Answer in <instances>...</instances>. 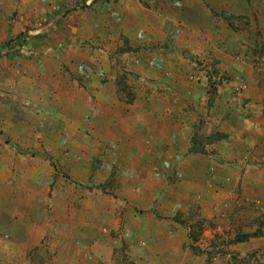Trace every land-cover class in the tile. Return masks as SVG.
<instances>
[{
	"label": "rangeland",
	"instance_id": "374dc122",
	"mask_svg": "<svg viewBox=\"0 0 264 264\" xmlns=\"http://www.w3.org/2000/svg\"><path fill=\"white\" fill-rule=\"evenodd\" d=\"M8 36L0 264H264V0H0Z\"/></svg>",
	"mask_w": 264,
	"mask_h": 264
},
{
	"label": "crops",
	"instance_id": "0c3cea01",
	"mask_svg": "<svg viewBox=\"0 0 264 264\" xmlns=\"http://www.w3.org/2000/svg\"><path fill=\"white\" fill-rule=\"evenodd\" d=\"M60 3H59V1L56 3V12H58L59 11V9H57V6L59 5ZM59 13H60V11H59ZM248 108H249V111H250V113H252V115L253 116H255L258 112H261V113H263L264 114V92L263 93H260V96H255L254 98H252V101H251V104L248 106ZM144 113V114H143ZM151 113V112H150ZM149 113V114H150ZM142 115H147V111H143L142 112ZM200 161V160H199ZM190 173H193V170H191V171H189ZM212 199H214L215 198V196H214V194L213 195H211L210 196ZM210 197H208L207 199H205V198H202V197H194V198H192V200H195V201H198V202H200L201 201V203L202 204H204L205 203V205L206 204H208V203H206L207 201H210ZM159 203V202H158ZM209 205V204H208ZM208 205H206V207L208 206ZM209 208V207H208ZM211 212H215V207H210V209H209ZM213 210V211H212ZM27 243H30L29 241L27 242ZM31 244V243H30ZM186 257H190L189 255L188 256H186ZM192 257V256H191ZM23 258H25V255L23 254ZM179 258V256L177 255H174L173 253H170V254H166V259H170V260H176V259H178ZM85 259V258H84ZM87 261V258L85 259V262ZM87 264V263H86Z\"/></svg>",
	"mask_w": 264,
	"mask_h": 264
},
{
	"label": "trees",
	"instance_id": "16d2710c",
	"mask_svg": "<svg viewBox=\"0 0 264 264\" xmlns=\"http://www.w3.org/2000/svg\"><path fill=\"white\" fill-rule=\"evenodd\" d=\"M59 5L57 6V9H59V11L60 12H63V9L64 8H66V6L68 5L66 2H61V1H59ZM68 3H73V2H68ZM71 6H73L72 4H71ZM74 7V6H73ZM58 11V12H59ZM16 45L15 47H17V45L19 46V47H17L16 49H18V50H16L13 54H15L16 53V55L17 54H19L20 52H21V49H23V46H25L26 45V43L22 40V41H20L18 44H16L15 43V39H13V37H10V36H8L6 39H5V41H4V46H2V45H0V53H2L3 51H4V49L6 48L7 49V51H6V55H9V54H12V51H14L13 49V45ZM248 235H244L243 237H241V240H245V238L244 237H247Z\"/></svg>",
	"mask_w": 264,
	"mask_h": 264
}]
</instances>
